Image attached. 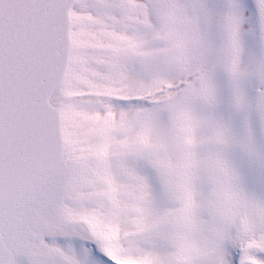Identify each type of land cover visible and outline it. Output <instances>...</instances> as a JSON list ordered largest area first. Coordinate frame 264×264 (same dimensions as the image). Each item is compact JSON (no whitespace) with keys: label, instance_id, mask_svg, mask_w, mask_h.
<instances>
[{"label":"snow or ice","instance_id":"6c2138e0","mask_svg":"<svg viewBox=\"0 0 264 264\" xmlns=\"http://www.w3.org/2000/svg\"><path fill=\"white\" fill-rule=\"evenodd\" d=\"M0 264H264V0H0Z\"/></svg>","mask_w":264,"mask_h":264}]
</instances>
